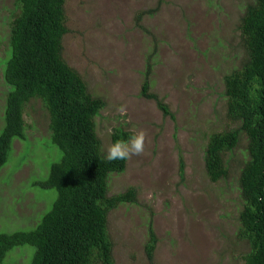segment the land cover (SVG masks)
Masks as SVG:
<instances>
[{
  "label": "rangeland",
  "instance_id": "1",
  "mask_svg": "<svg viewBox=\"0 0 264 264\" xmlns=\"http://www.w3.org/2000/svg\"><path fill=\"white\" fill-rule=\"evenodd\" d=\"M157 1H65L63 58L105 102L96 117L104 152L115 128L146 133L143 154L126 160L123 173L108 179L109 196L136 190L135 204L120 205L108 214L114 262L243 264L235 234L242 204L237 178L246 140L241 138L226 155L229 180H208L203 153L210 133L235 127L225 115L223 78L240 66L243 52L236 27L251 0H161L157 13L136 23V15L155 8ZM14 11L15 0H0V129L13 89L3 80L1 61L8 54L7 23ZM150 56L149 91L174 119L140 95ZM120 106L125 113L117 111ZM44 109L39 100L25 105L27 140H14L8 163L0 170V232L34 228L39 222L35 216L48 210L56 196L54 190L29 187L33 179H45L61 156L50 141ZM149 223L158 239L150 260L144 251ZM32 250L15 248L4 264H24Z\"/></svg>",
  "mask_w": 264,
  "mask_h": 264
},
{
  "label": "trees",
  "instance_id": "2",
  "mask_svg": "<svg viewBox=\"0 0 264 264\" xmlns=\"http://www.w3.org/2000/svg\"><path fill=\"white\" fill-rule=\"evenodd\" d=\"M65 1L15 0L16 11L10 13L7 23L8 54L1 63L5 65L3 80L13 89L7 95L0 129V170L8 163L14 140H27L24 110L30 100L44 105L50 141L61 156L51 163L45 179H33L29 186L56 193L48 210L44 206L35 216L37 225L29 230L0 232V264L9 252L26 246L33 250L30 261L24 264H115L108 214L120 205L136 203L132 187L108 195L109 176L123 173L126 160L106 159L96 131V117L105 102L90 92L63 58L62 39L68 32ZM160 4L158 0L155 8L138 13L135 22L157 13ZM236 31L243 55L239 68L224 76L222 95L226 118L235 127L208 135L203 165L211 183L229 180L226 155L236 149L241 138L246 140V158L237 178L242 204L235 237L242 246L238 257L243 264H264V0H251L246 5ZM151 56L146 61L140 95L154 100L165 116L174 119L168 107L149 91ZM131 135L115 128L111 143ZM179 171L182 175V162ZM157 241L149 223L144 245L149 260Z\"/></svg>",
  "mask_w": 264,
  "mask_h": 264
},
{
  "label": "clouds",
  "instance_id": "3",
  "mask_svg": "<svg viewBox=\"0 0 264 264\" xmlns=\"http://www.w3.org/2000/svg\"><path fill=\"white\" fill-rule=\"evenodd\" d=\"M117 111L126 112L124 106H120ZM146 133L143 130L135 131L131 136L125 139H117L108 145L106 149V159L109 162L116 160H128L132 156H139L145 150Z\"/></svg>",
  "mask_w": 264,
  "mask_h": 264
},
{
  "label": "bare ground",
  "instance_id": "4",
  "mask_svg": "<svg viewBox=\"0 0 264 264\" xmlns=\"http://www.w3.org/2000/svg\"><path fill=\"white\" fill-rule=\"evenodd\" d=\"M239 86V85H238ZM243 88V87H242ZM234 91V90H233ZM248 92V91H247ZM232 93V92H231ZM236 95V94H235ZM241 98V97H240ZM16 123V122H15ZM252 123V122H251ZM17 125V124H16ZM88 126V125H87ZM67 127V126H66ZM237 127V126H236ZM60 128V127H59ZM251 128V127H250ZM246 129H247V127H246ZM2 131V130H1ZM88 131V130H87ZM87 131H85V132H87ZM60 133V132H59ZM253 133V132H252ZM250 136V135H249ZM20 138V137H19ZM66 140V139H65ZM248 141V140H247ZM63 145V144H62ZM28 152V151H27ZM53 152V151H52ZM29 154V153H28ZM13 157V156H12ZM55 157V156H54ZM138 159V158H137ZM139 160V159H138ZM24 161V160H23ZM2 162V161H1ZM9 165V164H8ZM21 165V164H20ZM3 166V165H2ZM84 169V168H83ZM8 171V170H7ZM15 171V170H14ZM243 172V171H242ZM15 173V172H14ZM244 175V174H243ZM2 178H4V177H2ZM3 185V184H2ZM6 185H8L7 183H6ZM234 187V186H233ZM170 188H172V187H170ZM140 191V190H139ZM218 192V191H217ZM15 193V192H14ZM12 196V195H11ZM14 196V195H13ZM72 197V196H71ZM10 198V197H9ZM77 199V198H76ZM150 200V199H149ZM2 201H3V199H2ZM1 201V202H2ZM14 201V200H13ZM61 201V200H60ZM64 203V202H63ZM1 204V203H0ZM10 204V203H9ZM19 205V204H18ZM17 205V206H18ZM68 205V204H67ZM76 205V204H75ZM60 207V206H59ZM34 208V207H33ZM57 208V207H56ZM62 209H63V207H62ZM67 209V208H66ZM31 211H32V209H31ZM56 211V210H55ZM30 212V211H29ZM28 212V213H29ZM16 213V212H15ZM30 214V213H29ZM19 215V214H18ZM23 216H25L24 214H23ZM17 217V216H16ZM12 220V219H11ZM29 221V220H28ZM6 222V221H5ZM162 225V224H161ZM263 236V235H262ZM159 238V237H158ZM249 240V239H248ZM255 248V247H254ZM256 254V253H255ZM261 256V255H260ZM250 260V259H249ZM245 264H246V262H245ZM249 264V263H248Z\"/></svg>",
  "mask_w": 264,
  "mask_h": 264
}]
</instances>
